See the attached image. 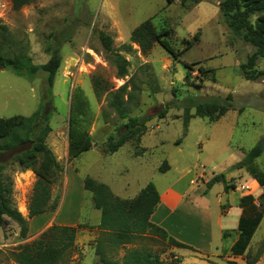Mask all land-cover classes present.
<instances>
[{
	"label": "rangeland",
	"instance_id": "obj_1",
	"mask_svg": "<svg viewBox=\"0 0 264 264\" xmlns=\"http://www.w3.org/2000/svg\"><path fill=\"white\" fill-rule=\"evenodd\" d=\"M218 2L31 0L15 9L12 0H0V24L8 27L12 39L26 45L34 63L50 58V53L45 51L48 43L58 44L61 54L50 93L45 72L17 74L12 68L0 65V123L4 117L29 116L42 107L50 114L51 131L46 142L60 165L58 170L43 163L38 164L37 172L20 170L12 160L14 151L0 150V163L5 165V172L13 181L12 203L28 219V231L22 236L19 225L4 216L0 226V264H17L11 252L53 223L95 225L98 222L100 211L94 208L91 193L82 185L85 176L108 184L121 198H132L149 181L157 189L168 182L181 189L186 178L191 177L193 188L202 183L203 177L208 179L223 173L230 186L226 189L222 182H216L208 198L215 210L216 194H220V201L230 206L229 221L235 218L240 193H251L257 198L262 192L263 188H258L244 167L233 165L242 159L244 151L261 142L263 153L255 163L264 166V75L256 80L242 76L239 66L253 47L230 30ZM149 17L156 28L171 30L168 38L176 49L182 50L179 58L172 57L158 43L146 53L132 44L131 52L121 51L129 61L128 75L117 78L116 68L108 59L98 33L110 34L114 48H118L128 43L130 31ZM252 21L264 33V15H255ZM184 40H193V44L183 50ZM186 62L193 63L191 68L184 65ZM199 67L212 70L199 72ZM255 67L264 68V57L256 60ZM213 71L214 80L211 79ZM186 73L190 75L187 80ZM96 77L110 89H116L131 77L128 88L132 86L133 97L127 117L118 116L107 105L106 92L100 97L95 95L93 79ZM75 90L88 101L92 146L69 158L67 118ZM228 94L232 108L219 119L211 121L193 116L184 128L182 105L187 95L204 99L223 98ZM49 98L50 104H46ZM165 107L164 116H159ZM130 118L143 120V134L127 140L116 151L107 152L108 137L115 140L126 130L125 124ZM163 161L168 168L160 171ZM182 174L185 180L178 181ZM38 177L51 181V197L57 206L28 218L27 206ZM235 234V229L230 231L224 246ZM96 235V228H78L69 264H91L98 259L94 252ZM151 248L167 262L173 256L183 259L179 264H245L243 256L234 260L225 258L224 252L199 255L166 243L153 244ZM124 251L125 248H117L112 256L121 262ZM246 253L248 259L257 257L255 264H264V211Z\"/></svg>",
	"mask_w": 264,
	"mask_h": 264
},
{
	"label": "trees",
	"instance_id": "obj_2",
	"mask_svg": "<svg viewBox=\"0 0 264 264\" xmlns=\"http://www.w3.org/2000/svg\"><path fill=\"white\" fill-rule=\"evenodd\" d=\"M31 0H12V6L18 9ZM173 1V0H166ZM181 3L198 2L199 0H180ZM219 10L225 23L241 39L253 47L246 60L239 66L242 76L246 79L256 80L264 75V68L255 67L256 60L264 57V33L252 21L253 16L264 15V0H253L242 3L241 0H219ZM171 30L168 27L156 28L151 17L135 26L129 34V42L122 43L114 48L113 38L110 34L100 31V42L108 59L116 68V77L125 78L128 75L129 61L121 51L131 52L132 44H136L142 53L148 52L155 43L160 44L167 53L174 58H179L182 50L176 49L169 40ZM196 36L194 37V40ZM183 50L193 44V40H184ZM45 51L50 53V58L43 63H34L28 53L26 45L21 41L12 39L8 27L0 24V65L8 66L17 74L33 75L38 71L46 73L47 92L53 87L56 72L61 63L59 45L48 43ZM192 62L184 63L191 68ZM199 72L212 69L198 68ZM186 73V80L189 79ZM211 79H215L212 72ZM131 77L124 80L116 89H110L105 81L100 78L93 79L94 93L97 97L106 92L107 105L118 116L127 117L131 111L129 101L133 97L132 86L128 88ZM133 87H135L133 85ZM154 91V90H153ZM126 95V96H125ZM264 96V85H263ZM228 94L221 98L211 96L200 99L194 95H187L183 101V126L186 129L189 119L193 116L207 117L211 121L219 119L227 110L232 108ZM88 101L78 91L72 93L67 118V154L69 158L78 156L82 151L92 146L89 132ZM50 104V98L46 102ZM191 108L194 109L191 112ZM166 107L160 112L163 117ZM50 114L39 107L29 116L15 114L4 117L0 123V150H13V161L20 170H38V164L58 170L59 162L53 151L47 145L46 138L51 131L49 123ZM126 130L121 132L115 140L109 136L106 144L107 152H114L127 140L139 137L144 132L143 120L130 118L125 124ZM263 153V144L256 143L244 151L240 161L234 167H244L259 186L262 192L254 197L251 193L239 197L238 206L241 211L237 222V238L230 247L233 256H243L245 264H255L257 257L246 258L248 244L258 227L264 211V166L259 167L255 159ZM168 168L166 161L159 166L160 171ZM216 182H222L227 189L230 185L223 173L214 174L205 182L206 189ZM83 188L91 193L94 208L100 211L97 224H57L53 223L41 231L33 240L17 246L12 252V258L17 264H69L71 254L75 250V238L79 227H97L98 236L94 239V252L98 259L91 264H179L180 259L171 257L165 261L152 251L153 244L166 243L174 247L188 248L198 251L192 246L171 237L164 228L150 220V215L159 201V193L153 182H147L132 198H121L115 195L108 184L90 176L82 180ZM234 187V185H231ZM13 181L5 172V165L0 163V226L4 216L14 220L19 225V232L25 236L28 231V219L24 217L13 205L11 194ZM57 206L56 200L51 197V181L38 177L33 184L28 202V218L40 215ZM226 235V232H223ZM132 245L126 247V245ZM119 247L125 248L121 262L112 256Z\"/></svg>",
	"mask_w": 264,
	"mask_h": 264
},
{
	"label": "crops",
	"instance_id": "obj_3",
	"mask_svg": "<svg viewBox=\"0 0 264 264\" xmlns=\"http://www.w3.org/2000/svg\"><path fill=\"white\" fill-rule=\"evenodd\" d=\"M208 179L203 177L202 183L193 188H191V185L194 184L193 179L189 177L186 178L185 185L181 189L175 188L173 182H168L161 189H157L159 201L150 215V220L164 228L171 237L198 250L193 251L185 248L192 253L212 255L224 252L225 258L235 260L237 256L231 255L230 247L237 238L236 227L241 209L238 207L233 221L227 220L230 206L220 201V194L218 193L216 194V208L215 210L212 209L211 201L208 198L211 188L206 189L205 186ZM177 180H185V174L179 176ZM253 181L256 182L254 179ZM256 184L258 185L257 182ZM243 194L240 193L239 197ZM92 228H96L97 237L99 229L97 227ZM234 229L236 234L231 237L230 243L224 246L225 239L231 236L230 231ZM224 231L226 232L225 236L223 235ZM130 246V244L126 245V247Z\"/></svg>",
	"mask_w": 264,
	"mask_h": 264
}]
</instances>
